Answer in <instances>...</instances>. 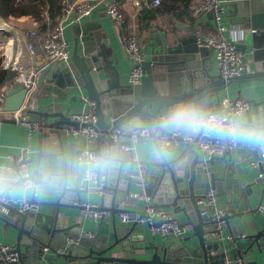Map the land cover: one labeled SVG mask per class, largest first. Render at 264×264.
Masks as SVG:
<instances>
[{
	"label": "water",
	"instance_id": "obj_1",
	"mask_svg": "<svg viewBox=\"0 0 264 264\" xmlns=\"http://www.w3.org/2000/svg\"><path fill=\"white\" fill-rule=\"evenodd\" d=\"M230 23L251 29L250 45H264V0H234L231 4ZM193 33L196 35L195 30ZM97 36L95 44L86 42L79 49L76 48L67 63H43L36 78L37 86L52 84L60 76L65 83L60 85L65 90L57 94V100L43 110L34 109L35 107L27 109V115L38 122L35 129L37 167L31 180L35 185L42 182L51 185V189L59 192L53 199L41 201L42 205L51 207L50 214L38 213L36 209L21 210L20 206L12 203L17 201L13 197V187L22 183L21 177L17 180L13 178L20 174L19 165L25 162L23 158L17 161L14 155L11 169L0 166V219L11 220L10 213L19 218V224L15 225L18 261L20 264H39L41 260L48 261V264H221L225 259V252L211 253L217 250L221 242L210 238V232L214 231L213 215L216 208L214 204L201 200L210 188L215 189L218 194L223 193L222 183L225 180H236L244 199H247L245 191L253 190L252 187L263 180L260 192L264 197V177L259 175L260 180L251 182L241 179L238 167L243 161H235L233 168L237 174L233 178L229 177V150L221 156L211 155L204 159L197 142L184 140V135L169 130L163 126L162 121L165 113L180 103H194L206 110L205 106L212 102V110L217 112L220 109L221 90L235 81L249 87L252 97L245 99L250 105L246 112L251 115L253 123L264 128V62L253 60L251 69L225 81L219 73H210L212 62L207 61L210 57L206 55V48L198 47L196 42L181 50L175 43L169 45L168 49L158 48L155 54L144 59L139 64L141 82L132 85L121 82L120 70L114 63L116 51L112 42L107 39V33H99ZM162 44L166 46L163 38ZM236 46L245 61L248 43L239 42ZM120 53L125 63L131 66L136 64L126 56L123 47ZM181 54L183 57H180ZM77 90L81 96L72 95L71 101L82 104L90 99L94 102L97 121L93 128L97 133V143L93 151L98 152L101 158L96 184L100 182V169L104 165H114L113 169L116 170L115 178L110 180L109 185H103L101 201L96 209L109 211L113 216L126 211L129 213L128 221L131 222L129 226L120 227L113 222L110 232H101L99 228L92 236H87L81 228V221L74 218L79 216L78 212L88 203L82 194L86 195L96 189L91 188L86 180L81 186L76 177L73 183H69L66 178L65 164L72 159H67L65 155L63 140L68 129L85 125L72 117L82 112L80 106L71 107L65 102L70 91ZM51 93H55L54 90ZM254 95L260 98L256 99ZM25 96L26 88L23 85L13 86L6 93L2 110H19ZM150 125H154L151 126V137H155L157 133L160 137L153 139L152 159L144 161V182L151 186L147 194L153 197L152 206L168 207L174 213L181 212L184 215L185 220L180 223L189 225L193 234L182 240H191L189 244L181 242V235H172L162 244L134 245V242L145 236L134 232L139 224L137 219L144 215V208L137 211L128 209L137 198L129 195L132 177L122 169L123 163L128 162L131 170L134 161L121 158L119 155H125L126 152L109 136L116 127L128 131L132 127ZM161 136L171 137L179 144L162 145ZM79 152L76 153L77 163ZM57 157L62 161V170L47 171L48 167H55ZM31 160L32 158L29 161ZM202 161L204 164L201 165ZM256 162V167L264 173L262 160L258 158ZM58 177H62L59 179L61 185L54 188ZM120 181L126 183L125 188L119 187ZM158 190L159 195L154 196ZM6 192L11 195V202L7 199ZM4 197L7 202L3 200ZM29 201L34 202L32 199ZM119 203L123 204V208L116 206ZM234 215H240V212L227 214L222 218L227 223L229 217ZM98 222L101 227L103 216ZM250 238L252 241L245 249L236 251L241 264H264V227ZM118 252H126L128 255H119Z\"/></svg>",
	"mask_w": 264,
	"mask_h": 264
},
{
	"label": "crops",
	"instance_id": "obj_2",
	"mask_svg": "<svg viewBox=\"0 0 264 264\" xmlns=\"http://www.w3.org/2000/svg\"><path fill=\"white\" fill-rule=\"evenodd\" d=\"M190 1L192 5L191 7L194 9L190 20L177 19L170 14L158 12L155 16V19L150 23L148 22V24L146 21L141 20V16L145 10L156 8V6L151 5V0H120L119 8L125 17L126 30L128 33H135V35L138 37L140 48L142 52L145 53L146 58L151 54H155L158 48L164 47L168 49L169 45H173L175 43L180 46L181 50L183 48L193 46L197 42L195 39H199L205 33L215 29V19L213 12L210 10H199L197 8L202 0ZM233 1L234 0H227V11L222 15L221 23L227 28L231 26L233 28V33H229V31L225 32L227 37L230 36L234 38L236 43H248L245 51V61L248 64L249 69H251L254 61L264 62V45H250L251 29L247 30L242 25H232L230 23L231 4ZM107 2L108 0H100L92 9L90 15L83 18L81 22L66 23L64 26L63 35L70 43L71 55L72 52H74L76 48L79 49L83 43L87 42L88 44H92L93 42L95 44V39L98 38L97 35L99 33H107V39L112 42L113 48L116 51V59L114 63L120 70L121 82L128 83V73L131 69V65L125 63L121 57V32L115 28L112 20L106 15ZM170 3H172V1ZM31 29H36L38 31V23L35 22L30 16H22L19 18L10 17L8 20H3L0 17V55L2 56V64L4 67H11L16 69L18 72L24 71L34 73L35 78H37L39 69H41V66L45 62V58L43 57L40 49L42 33L38 31V35L36 37L25 36L24 32ZM193 30L196 31V35H194ZM162 38L166 41V46H163ZM208 50L209 49L206 51V55L209 56L210 59L207 61L212 62V69L210 70V73L217 74L219 72L214 51L211 52ZM176 51L177 53H180L179 50ZM255 52H257L256 55ZM180 57H183V55L181 54ZM61 83L65 84L63 78H60L59 76L56 82L39 87L34 109L43 110L53 101L57 100V94H61L65 90L63 87H61ZM51 90H54L55 93H51ZM75 94L78 97L81 96V93L78 90L70 91L69 95L65 99L66 104L71 107L79 105L82 112L88 110L86 103L81 104L78 101H71L70 97ZM238 97L243 99L252 97L249 94V87L244 83L232 81L227 84L226 87L220 92V99H235ZM254 97H256V99L260 98L258 95H254ZM212 107H214V104H212V102L208 103L205 106V111L212 109ZM250 117L251 115L248 112H244L242 115L236 116L235 118L236 124L239 125V128L231 135L236 140L237 146L229 149L231 166L228 172L229 177H235L237 173L233 168V164L235 161H243V164L238 167V174L241 179L247 180L248 182L255 181L256 179L260 180L258 176L262 170H260L259 167H256V164L253 161L256 162V160L260 158L264 167V157H258L259 153L257 151V146L264 143V128H259L257 124L253 123V119ZM163 126L169 128L171 131H176V134L184 136L191 134V132L184 133L178 131L171 125ZM159 137L160 134L157 133L155 137L143 139L133 144L137 153L138 161H140L142 167H145L144 161H150L152 159V152L154 150L153 139ZM30 141L32 160L28 163V169L30 175L32 176L37 167V132L34 131L33 133H30L27 126L16 123L15 121L2 119L0 121V166L11 169L14 155H16V160L18 161L20 152L28 145V142ZM63 143L65 146L64 151L67 159H72V161L67 160L65 164L67 181L69 183H73L74 178L76 177L82 186L84 182V171L86 169V165L80 161L78 163L76 162V153L86 149L93 150L97 143L95 140V135L86 137L81 134H73L70 132V129H68L67 136L63 140ZM174 144L177 146L179 143ZM195 148H198L197 145H195ZM119 156L121 158L124 157L132 160L131 155L128 153L125 155L120 154ZM42 164L43 159L39 164L40 169L42 168ZM135 164L136 163H134L133 168L130 170V164L128 162H124L122 169L125 172L127 171L129 174L135 169ZM99 166L97 167V170L99 169ZM113 166L104 165L102 169H100V177H104L103 182L106 185H109L110 180L115 178L116 170L113 169ZM46 170L61 171L62 161L60 157L56 158V165L54 168L48 167ZM216 173L218 174L217 171ZM261 175L264 177V173H261ZM13 179L17 180L16 176H14ZM59 179L61 180L62 177L55 179L54 188H57L58 184L61 185V181H59ZM42 183L35 185L32 182L28 185L24 183L15 185L12 191L13 197H15L17 201L12 203L16 206H20L19 199L22 198V196H25L27 199H32L38 204L36 209L38 213H43L44 215L50 214L51 207L48 205H42L41 201L45 199H53L59 192L57 190L51 189V185ZM262 184L263 180H260L252 187L253 190L250 191L247 189L245 191L247 199H244L236 180L223 181V193H217L215 202L216 208L226 209L229 211L230 215L240 212V215L230 216L227 223H225L222 232L225 235L245 233L246 236L224 238L223 241L219 242V247L217 250L211 252L212 254L223 251L226 255L225 259H239L236 251L245 249L252 241L250 236L264 227V213L258 209V206L264 201L263 194L260 192ZM119 187L125 188L126 183L120 181ZM150 189V184L144 185V191L146 193ZM140 191L141 186L139 185L138 181L132 178L130 182L129 195L132 196L134 193H139ZM82 196L87 200L88 203H94L98 205L101 201V194L95 190L86 193V195L82 194ZM6 197L11 202V195L9 192H6ZM120 204L122 203L116 204V206H120ZM144 204V200L138 197L134 204L128 206V209H133L136 211L142 210L144 208ZM163 209L168 210L180 222L185 220V217L181 212L174 213L172 209L168 207H163ZM78 213L79 216H76L74 220L79 219V221H81V228L84 230L87 236H89L88 233H95L99 228L101 232H110L113 222L117 227L131 225L130 221H123L120 218L119 213L113 216L109 211L105 212L101 227H99L98 219H95L88 214H82L81 211ZM10 214L11 220L8 221L5 219H0V242L15 245L17 237V229L15 225L19 224V218L12 213ZM134 232L143 233L145 235L144 237L140 238L139 241L134 242V245L162 244L166 238L172 236H162L159 233L151 232L145 223H139L134 228ZM192 234L193 233L191 229L186 230L181 234V242L183 244H189L191 240L184 242L182 238L188 237ZM118 253L119 255H128L126 252L124 254L122 252ZM17 264H20V262L18 261ZM39 264H48V261L41 260Z\"/></svg>",
	"mask_w": 264,
	"mask_h": 264
},
{
	"label": "built area",
	"instance_id": "obj_3",
	"mask_svg": "<svg viewBox=\"0 0 264 264\" xmlns=\"http://www.w3.org/2000/svg\"><path fill=\"white\" fill-rule=\"evenodd\" d=\"M100 0H63V7L61 13L56 18V23L53 28L48 32L42 34L40 49L45 62L48 64L62 62L67 63L70 60V43L63 35L64 26L66 23L81 22L83 18L90 15L92 9ZM160 0H151L152 6H157ZM227 0H202L199 5V10H210L214 14L215 29L207 32L197 40L198 47H204L206 49H212L215 54V60L218 65V72L225 81L231 78L237 77L243 72L249 70V66L243 59V54L236 46V41L232 37H227L225 32L233 33L232 26L227 28L221 23V17L226 13ZM120 0H108L106 6V15L112 20L116 29L121 32V28L125 23V18L120 10ZM27 37H36L38 31L36 29L27 30L24 32ZM120 44L126 56L136 63L131 66L128 73V82L132 85H137L141 82L142 72L139 64L146 59V55L142 52L138 37L135 33H125L120 36ZM21 84L26 88V96L23 105L16 111H3V104L6 97V93L13 86ZM39 86L36 84L35 74L31 72L19 71L11 84L2 87L0 90V121L2 119L15 121L16 123L23 124L28 127L30 133H33L38 127V122L30 118L27 115L28 108H34L38 96ZM86 105L88 106L86 111L80 114H74L72 117L84 122L78 128H71L70 132L75 134H81L84 136H96V131L93 128V124L96 123L97 117L94 112V102L90 99H86ZM249 103L243 98H222L220 99V109L215 112L212 109L205 111L209 116L207 125L199 131L191 132L190 135L184 137V140L188 142H197L199 148L204 154V159L211 155L221 156L226 150L237 146V142L231 135L232 124H236V116L242 115L249 108ZM152 127H132L130 130L125 131L120 127L113 129L110 134V138L115 143H118V147L131 155L132 160L136 163L135 169L129 173V175L138 181L141 186L139 193H134L132 196L135 198H141L144 200V215L140 216L137 220L139 223H145L149 227L151 232L159 233L162 236L167 235H181L186 230L190 229L189 225H181L180 221L172 215L168 210L161 207L152 206V195L147 194L144 191V177L143 167L138 161L137 153L134 149V143L151 137ZM224 133V134H222ZM222 134V135H220ZM175 141L171 137L161 136L162 145H171ZM257 151L260 157H264V143L257 146ZM24 159V163L19 165L20 174L16 176L22 178V183L28 185L32 183L31 175L28 169V163L31 159V141L28 145L22 149L18 159ZM78 160L86 165L84 171V180L88 181L91 187H94L100 194L103 192L104 177H99V184H96L97 167L100 164L101 158L98 152L93 150H81L78 154ZM257 164V162H254ZM204 164V161L200 163ZM261 176V174H260ZM102 181V182H101ZM158 190L154 196L159 195ZM217 193L216 190L210 188L205 194V198L201 202L214 204L216 202ZM4 201H8L5 197ZM21 210L37 209L38 204L29 201L25 196L19 199ZM97 204L87 203L86 207L81 210L82 214H88L95 219H99L107 211L96 209ZM123 208V204L118 206ZM216 208V205H215ZM258 209L264 213V201L258 206ZM229 214L226 209H217L213 215L214 231L210 232V238L218 241H223L228 237H245V233H235L233 235H225L222 231L225 225L223 216ZM120 218L123 221L129 220V213L122 211L119 213ZM92 236L93 233H88ZM18 252L14 244H5L0 242V264H17ZM221 264H241V259L231 260L224 259Z\"/></svg>",
	"mask_w": 264,
	"mask_h": 264
},
{
	"label": "trees",
	"instance_id": "obj_4",
	"mask_svg": "<svg viewBox=\"0 0 264 264\" xmlns=\"http://www.w3.org/2000/svg\"><path fill=\"white\" fill-rule=\"evenodd\" d=\"M190 2V0H160L158 7L142 13L141 20L150 23L158 12L170 14L177 19L190 20L194 10ZM62 7L63 0H0V17L8 20L10 17L30 16L38 23V31L44 34L53 28ZM125 33H128L126 23L121 28V34ZM17 73L16 69L3 66L0 55V90L11 84Z\"/></svg>",
	"mask_w": 264,
	"mask_h": 264
},
{
	"label": "clouds",
	"instance_id": "obj_5",
	"mask_svg": "<svg viewBox=\"0 0 264 264\" xmlns=\"http://www.w3.org/2000/svg\"><path fill=\"white\" fill-rule=\"evenodd\" d=\"M209 121L205 110L194 103H180L172 106L163 117V125H171L176 130L190 133L204 128ZM232 131L235 132L239 125L233 123Z\"/></svg>",
	"mask_w": 264,
	"mask_h": 264
},
{
	"label": "flooded vegetation",
	"instance_id": "obj_6",
	"mask_svg": "<svg viewBox=\"0 0 264 264\" xmlns=\"http://www.w3.org/2000/svg\"><path fill=\"white\" fill-rule=\"evenodd\" d=\"M124 16V15H123ZM125 18V17H124Z\"/></svg>",
	"mask_w": 264,
	"mask_h": 264
},
{
	"label": "rangeland",
	"instance_id": "obj_7",
	"mask_svg": "<svg viewBox=\"0 0 264 264\" xmlns=\"http://www.w3.org/2000/svg\"><path fill=\"white\" fill-rule=\"evenodd\" d=\"M253 162H255V161H253Z\"/></svg>",
	"mask_w": 264,
	"mask_h": 264
},
{
	"label": "bare ground",
	"instance_id": "obj_8",
	"mask_svg": "<svg viewBox=\"0 0 264 264\" xmlns=\"http://www.w3.org/2000/svg\"><path fill=\"white\" fill-rule=\"evenodd\" d=\"M5 27V26H4Z\"/></svg>",
	"mask_w": 264,
	"mask_h": 264
}]
</instances>
